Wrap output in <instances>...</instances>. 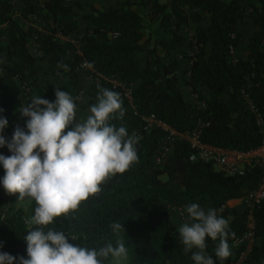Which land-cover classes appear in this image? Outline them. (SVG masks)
Segmentation results:
<instances>
[{"label":"trees","instance_id":"1","mask_svg":"<svg viewBox=\"0 0 264 264\" xmlns=\"http://www.w3.org/2000/svg\"><path fill=\"white\" fill-rule=\"evenodd\" d=\"M12 3L13 0H0V27L4 26L7 35L3 59L10 63L0 75V109H3L0 116L8 121L0 135L7 140L11 139L17 125L26 124L27 117L19 114V98L24 97L25 90L38 87L40 75L28 50L32 43L40 58H46L44 75H51L53 83L66 80L59 89L73 97L80 90L76 73L80 62H85L99 76V88H88L81 109L89 110L96 103L95 95L101 88L119 93L121 88L113 86L112 79L123 85L138 82L130 92V104L121 99L123 118L109 120L117 127L125 126L129 135L134 133L139 137L135 145L138 161L123 174L102 184L101 192L82 202L75 212L56 218L45 231L48 228L62 230L66 235L78 237L70 241L73 244L96 249L107 244L115 247L117 240L123 238L128 249L124 264H195L191 255L197 250L185 252L179 230H167V205L174 203L182 208L190 223L186 206L197 203L205 211L215 209L218 216L228 220L229 245L237 239L245 229L247 213L233 212L228 218L226 204L254 190L263 175L262 169L250 164L241 175L227 176L208 162L190 161L191 150L180 140L172 142L170 153L158 168L155 158L163 133L143 131L141 117L153 114L176 132L202 125L200 141L222 149L245 152L256 148L264 128V0H166L162 5L151 1L154 14L160 17L159 26L172 27L173 31L188 21L199 23L202 17L198 12L206 14V29L196 27L194 30L192 62L188 78L183 82L191 94L198 88L208 90L207 98L196 96L203 108L183 101L176 85L177 62L162 63L157 54V49L166 54L179 49L183 38L173 32L169 38H154L150 43L148 35L144 38L148 28L131 10L129 0H123L119 8L106 11L89 8V13L81 17L86 26L78 55L70 43L60 44L53 39L55 33L68 36L77 31L78 17L70 6L61 0H19L22 20L40 17L53 24L52 29L41 33L31 26L24 29L12 19ZM186 10L194 11L186 14ZM246 14L254 32L247 40L246 58L233 60L231 52L240 40L236 26ZM205 43L210 49L206 59L202 52ZM139 53L144 54L143 65L136 60ZM56 89L43 87V99L55 102ZM241 94L253 105L260 125L243 103ZM28 103L24 101L23 105ZM0 155L11 153L4 146L0 147ZM3 176L4 169L0 165V180ZM0 187L3 188L2 184ZM10 195L17 201L29 199L19 200L18 194ZM35 206V201L30 200L26 210L17 208L7 216L0 213V252L28 258L23 238L29 229L26 220L34 215ZM250 215L253 239L257 243L250 249L249 260L253 264H264V200L251 208ZM114 222L122 223L124 232L114 233L111 227ZM218 243V240L206 239V254L214 264H232L230 256L225 261L217 259L214 251ZM111 261L109 257L103 264H111ZM14 264H18V259Z\"/></svg>","mask_w":264,"mask_h":264},{"label":"clouds","instance_id":"2","mask_svg":"<svg viewBox=\"0 0 264 264\" xmlns=\"http://www.w3.org/2000/svg\"><path fill=\"white\" fill-rule=\"evenodd\" d=\"M55 97V102H49L33 96L19 108L20 116L27 117V132L17 125L10 140L0 135V147L6 146L11 153L0 155L4 169L0 184L6 193L18 194L19 200L29 198L36 205L34 215L26 220L29 229L23 238L28 258L0 252V264H14L17 259L18 264H103L109 257L121 264L128 257L123 238L115 247L88 248L70 242L78 239L76 235L45 228L56 218L75 212L82 202L101 192L102 184L136 163L139 137L129 135L123 125L109 123L113 117L124 116L118 92L101 88L97 102L82 121H76V100L80 97L59 87ZM7 125V119L0 116V133ZM186 211L190 223L179 228L184 251L197 250L191 255L195 264H214L205 252L206 239L218 240L214 254L225 261L231 255L228 220L218 216L215 209L205 211L197 203L186 206ZM111 227L114 233L124 232L120 222Z\"/></svg>","mask_w":264,"mask_h":264},{"label":"crops","instance_id":"3","mask_svg":"<svg viewBox=\"0 0 264 264\" xmlns=\"http://www.w3.org/2000/svg\"><path fill=\"white\" fill-rule=\"evenodd\" d=\"M64 5H68L71 7L72 11L76 14L78 17L77 20V31L71 35L68 36H60L57 33L53 35V39L57 43H70L74 48V53L79 54V47L81 42V37L85 30V21L81 19L82 16L89 13V8L92 7L99 11H106L108 8H119L120 3L123 0H61ZM132 3L131 10L135 12L139 17L143 19L144 24L147 26L148 30L145 32L146 36L148 35L150 38V43H152V40L154 38H169L171 36V33L175 32V34L181 36L184 40L183 45L174 51H170L167 54L157 49V54L160 57V61L162 63H167L170 60H175L178 64L177 71L175 73V77L177 80V88L180 92V95L184 102L194 105L197 108H203V103L196 98L197 95L200 96L201 99H205L208 96V90L206 88H198L197 92L195 94H191L188 90V88L183 84L184 80L188 78V72L189 68L192 62V52H191V46H192V38L194 36V30L196 27H200L201 29L205 30L208 25V20L206 18V14L204 12H198V14L202 17V20L199 23H192L188 21V23L184 26H182L179 30L173 31L172 27H163L159 26V20L160 17L158 14H154L153 9L151 8V1L152 0H129ZM158 4H165L166 0H156ZM13 6V13H12V19L18 23L22 28H27L28 26H31L38 30L41 33L47 32L46 29H52L53 24L51 22H46L45 19H42L40 17H29L27 20H22L19 17V12L21 9L19 0H13L12 3ZM194 10H186V14H189L190 12H193ZM167 13V11H166ZM48 21V20H47ZM170 23H173V20L170 19ZM249 32L244 34L242 33V27L240 24L236 26V31L240 34V40L237 45V47L231 52V58L233 60L240 59L244 60L247 55V40L254 32V27L250 26ZM0 31L2 32V35L0 36L1 44L3 45V48L7 46V35L4 30V26L0 27ZM150 43L147 46H150ZM33 47V51H31L28 47V50L34 59L35 63V69L40 75V79L38 81V87L31 89V90H25V94L27 95L25 99H22V97L19 98V108L21 105H23L24 101H29L33 96H41L43 98V89L42 87H47L51 89H55L57 87H61L66 83V80H60L57 83H53L51 75L47 74L44 75L45 68H46V58H40V54L37 51L36 45L33 43L30 44ZM209 44L205 43L203 47V58L206 59L209 55ZM144 54L139 53L136 55V60L140 65L144 64ZM38 67V68H37ZM76 73L78 75L79 79V85L80 90L77 93L76 97H80V99L76 100V119L77 121H82L86 119V117L90 114L88 109H81V105L84 104L86 100V92L88 88L95 87L99 88V76L95 73L91 72H85L81 70H76ZM45 76V77H44ZM87 76V77H86ZM44 81H46V85L44 84ZM113 83L123 86V83L119 82L116 79H112ZM138 82H134L133 84H129L124 86L126 90H129L130 92L137 86ZM39 93V94H38ZM98 94V93H97ZM97 94L95 95V102ZM120 94V93H119ZM121 96V94H120ZM122 99V96H121ZM80 107V108H79ZM78 110V111H77ZM21 129H23L25 132H27L25 124L18 125ZM170 153V151L167 153ZM166 160V159H165ZM165 160L157 161L155 159V163L158 168L162 167ZM161 179H163L161 177ZM227 208H228V218H230L233 214V212H241L244 210V206L241 204L240 199H234L227 202ZM169 209V215L167 220V230L169 232L178 231L179 228L187 222L184 211L182 208L178 207L174 203H169L167 205ZM257 243V240L253 239L250 243V246L252 247ZM243 264H253L249 260V255L246 257Z\"/></svg>","mask_w":264,"mask_h":264},{"label":"built area","instance_id":"4","mask_svg":"<svg viewBox=\"0 0 264 264\" xmlns=\"http://www.w3.org/2000/svg\"><path fill=\"white\" fill-rule=\"evenodd\" d=\"M77 70L94 73L83 61L79 63ZM110 82L113 86H119L113 83L112 80H110ZM124 86L126 85L119 86L121 88L119 93L122 99L130 104V91L126 90ZM241 98L248 110L254 114L256 124L260 125V117L254 111L253 105L248 100L247 96L241 94ZM141 121L143 131L158 130L163 133V137L156 152L155 159L157 161L165 160L167 158V153L171 150L172 142L174 140H180L185 142L191 150L188 158L190 161L199 160L208 162L216 171L222 172L227 176L241 175L244 168L250 164L257 165L262 169L263 175L254 190L240 198V202L244 206L243 211L247 213L245 229L242 234L229 245L232 264H243L246 257L249 255L251 249L250 243L253 240V222L250 210L253 206L258 205L264 200V128L261 130V139L256 148L245 152H238L202 143L199 139L202 125H197L190 131L176 132L164 122L158 120L153 114L142 116Z\"/></svg>","mask_w":264,"mask_h":264},{"label":"rangeland","instance_id":"5","mask_svg":"<svg viewBox=\"0 0 264 264\" xmlns=\"http://www.w3.org/2000/svg\"><path fill=\"white\" fill-rule=\"evenodd\" d=\"M46 22H49V21H47V20L44 21L45 24H46ZM240 25L242 27V33L246 34V33L249 32V30H250L249 28L252 25H251L250 21L247 19V14L245 15V17L241 21ZM45 31H48V29H46ZM145 34L146 33H144V38L146 36ZM28 47H29V49L31 51H33L32 45H29ZM7 66H10V63L6 62L3 59V45L1 44V39H0V75L5 72V68ZM44 84L46 85V81H44ZM43 87H42V89H43ZM25 92L26 91H24V93H23L24 94V97L22 99H25V97L27 96L25 94ZM0 197H1L0 213L3 216L9 215L11 212H13L14 210H16L17 208H22L23 210H26V208L28 207L29 201L31 200V199H27L25 201H17L10 194L6 193L5 190L2 187H0ZM125 261L126 260L121 261V264H124ZM111 264H115V261L113 259L111 261Z\"/></svg>","mask_w":264,"mask_h":264}]
</instances>
